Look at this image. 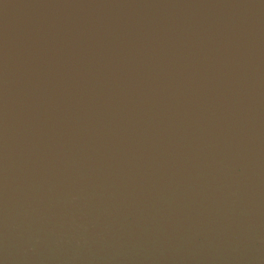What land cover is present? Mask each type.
Listing matches in <instances>:
<instances>
[{
  "label": "water",
  "instance_id": "1",
  "mask_svg": "<svg viewBox=\"0 0 264 264\" xmlns=\"http://www.w3.org/2000/svg\"><path fill=\"white\" fill-rule=\"evenodd\" d=\"M0 264H264V0H0Z\"/></svg>",
  "mask_w": 264,
  "mask_h": 264
}]
</instances>
